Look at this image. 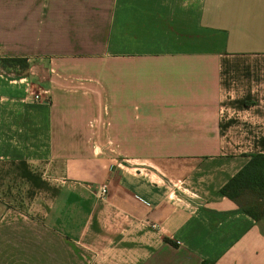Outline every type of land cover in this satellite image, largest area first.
Here are the masks:
<instances>
[{
  "label": "crops",
  "instance_id": "obj_1",
  "mask_svg": "<svg viewBox=\"0 0 264 264\" xmlns=\"http://www.w3.org/2000/svg\"><path fill=\"white\" fill-rule=\"evenodd\" d=\"M4 57L0 264H264V0H0Z\"/></svg>",
  "mask_w": 264,
  "mask_h": 264
},
{
  "label": "trees",
  "instance_id": "obj_2",
  "mask_svg": "<svg viewBox=\"0 0 264 264\" xmlns=\"http://www.w3.org/2000/svg\"><path fill=\"white\" fill-rule=\"evenodd\" d=\"M0 61L5 67L27 66L25 58L21 57H4ZM219 193L233 200L255 220L260 219L264 215V154L249 155L246 163L227 180ZM249 197L258 201L250 202Z\"/></svg>",
  "mask_w": 264,
  "mask_h": 264
},
{
  "label": "built area",
  "instance_id": "obj_3",
  "mask_svg": "<svg viewBox=\"0 0 264 264\" xmlns=\"http://www.w3.org/2000/svg\"><path fill=\"white\" fill-rule=\"evenodd\" d=\"M46 95V92H42V93H32V96H31V99L33 101H40L41 99H43ZM107 189H108V186L107 184H101L98 188V190L96 191V196L99 197V198H103L105 197L106 193H107ZM152 227H155L156 224L152 223L151 224Z\"/></svg>",
  "mask_w": 264,
  "mask_h": 264
},
{
  "label": "rangeland",
  "instance_id": "obj_4",
  "mask_svg": "<svg viewBox=\"0 0 264 264\" xmlns=\"http://www.w3.org/2000/svg\"><path fill=\"white\" fill-rule=\"evenodd\" d=\"M5 26L6 25H4L3 28H1V31H3L5 29ZM1 35H3V34H1ZM249 200H250V202L251 201H253V202L258 201V199H255V197H249Z\"/></svg>",
  "mask_w": 264,
  "mask_h": 264
}]
</instances>
